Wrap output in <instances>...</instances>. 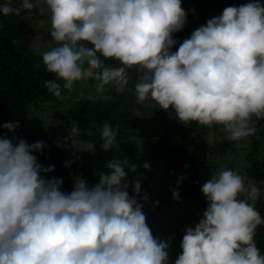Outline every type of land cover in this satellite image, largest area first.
<instances>
[{
  "label": "clouds",
  "instance_id": "clouds-1",
  "mask_svg": "<svg viewBox=\"0 0 264 264\" xmlns=\"http://www.w3.org/2000/svg\"><path fill=\"white\" fill-rule=\"evenodd\" d=\"M25 10L50 15L54 46L42 53V61L55 80H45L44 87L58 99L64 98L58 81L72 90L75 82L93 79L98 94L112 87L123 92L134 71L137 101L172 109L185 125L223 126L231 140H239L256 133L253 117L264 119L261 0L226 7L183 42L173 38L187 23L181 0H21L20 7L7 0L0 5L5 16ZM0 127L14 132L19 123ZM118 132L103 124L99 136L105 151L115 145ZM80 136L73 121L57 147L70 143L75 153L94 154L95 144ZM43 148V141L14 142L0 135V264H170L172 238L161 240L147 224L139 201L146 203L149 196L141 195V179L131 182L132 195L128 191V171L137 172V164L111 160L97 183L89 186L76 176L66 193L62 178H48L54 166L41 165L34 155ZM178 187L179 182L173 200L179 199ZM201 192L207 207L185 230L172 264H264L254 240L264 225L255 207L261 196L255 182L222 169Z\"/></svg>",
  "mask_w": 264,
  "mask_h": 264
},
{
  "label": "trees",
  "instance_id": "trees-1",
  "mask_svg": "<svg viewBox=\"0 0 264 264\" xmlns=\"http://www.w3.org/2000/svg\"><path fill=\"white\" fill-rule=\"evenodd\" d=\"M7 0H0V5ZM13 7H20L21 0H11ZM249 0H181V5L187 13V23L182 30L174 34V39L183 42L190 37L198 27L207 20L218 17L226 7L240 6ZM264 2V0H261ZM27 10L20 15L0 14V125L19 123V128L9 132L0 127V135L9 139H19L25 132L29 118L35 112L55 109L56 115L49 117V127L53 126L54 136L44 145L43 153L37 156L38 162L45 166H54V171L48 178H62V191L70 193L76 176L85 179L89 186L97 183L100 173H107V164L111 160L127 158L130 163L138 165L137 172L128 171L129 194L132 195L131 182L141 179V195L147 193L148 201L143 203V210L163 209L178 200H196L197 190L202 183L199 170L208 169L207 135L209 126H201L195 122L187 125L176 119L172 109L167 112L151 101L138 102L134 85L135 72H130V80L123 92H117L114 87L103 93L100 99H76L72 102L63 89L58 99L45 87V80H55L43 65L42 57L35 50L14 43L16 38L26 30L29 24ZM179 43L172 49L177 50ZM107 64L118 66V62L106 61ZM91 85L96 81L89 79ZM55 121V122H54ZM75 121L80 128V139L89 140L96 146L94 154L75 153L70 143L57 147V141L68 136L71 122ZM108 123L114 129L119 128L115 145L105 151L99 136L103 124ZM56 124L58 126L56 127ZM57 129H56V128ZM88 131L92 135H87ZM253 151L258 152L254 142ZM71 161L70 167L65 163ZM159 163L165 173L167 187L162 193L150 194L146 181L149 170L144 163ZM255 182L261 192L255 207L264 217V154L253 159L243 174ZM179 199L173 200L172 190L177 189ZM139 200V198H138ZM158 202V204H156ZM155 205V206H154ZM202 217V216H201ZM254 240L256 246L264 254V225L258 226Z\"/></svg>",
  "mask_w": 264,
  "mask_h": 264
},
{
  "label": "rangeland",
  "instance_id": "rangeland-1",
  "mask_svg": "<svg viewBox=\"0 0 264 264\" xmlns=\"http://www.w3.org/2000/svg\"><path fill=\"white\" fill-rule=\"evenodd\" d=\"M27 12L30 23L27 25L26 30L16 38L14 43L18 46H25L35 50L42 57L44 51L54 46V42L49 35L51 18L47 14L44 16L39 15L37 10ZM67 93L72 102L76 99H100L103 95L98 94L95 90V85H91L88 80L75 82L73 89ZM68 94L64 98L68 97ZM55 115V109L33 113L29 118L24 134L19 139H23L29 144L43 141L45 145L56 134H53L54 127H49L48 123L49 117L53 118ZM251 123L256 127V133L253 136L239 140H231L223 126H209L207 135V146L210 150L207 157L208 169L199 170L198 177L202 180V183L197 190L198 196L196 200H178L168 206H164L163 209L157 207L143 210L147 217L146 222L152 229L154 236L165 241L169 237L172 238L169 247L170 264L174 262L181 252L180 243L185 230L188 227H194L199 222L203 211L207 207V201L201 192L202 185L222 169H232L243 175L253 159L263 156L264 119L253 117ZM57 126L58 124H56ZM254 142L258 146L257 154L253 151ZM42 153L43 150L34 154L41 155ZM149 166V175L145 178L150 188V194L162 193L168 183L165 173L161 169V164L150 162Z\"/></svg>",
  "mask_w": 264,
  "mask_h": 264
}]
</instances>
